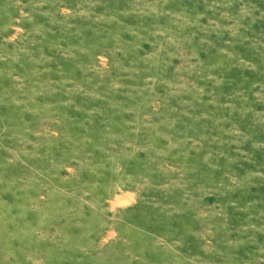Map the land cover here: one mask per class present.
<instances>
[{
	"label": "rangeland",
	"instance_id": "rangeland-1",
	"mask_svg": "<svg viewBox=\"0 0 264 264\" xmlns=\"http://www.w3.org/2000/svg\"><path fill=\"white\" fill-rule=\"evenodd\" d=\"M0 264H264V0H0Z\"/></svg>",
	"mask_w": 264,
	"mask_h": 264
}]
</instances>
